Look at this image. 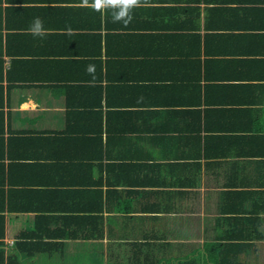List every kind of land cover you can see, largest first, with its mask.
I'll list each match as a JSON object with an SVG mask.
<instances>
[{
  "label": "crops",
  "instance_id": "0c3cea01",
  "mask_svg": "<svg viewBox=\"0 0 264 264\" xmlns=\"http://www.w3.org/2000/svg\"><path fill=\"white\" fill-rule=\"evenodd\" d=\"M0 264H264V0H0Z\"/></svg>",
  "mask_w": 264,
  "mask_h": 264
},
{
  "label": "clouds",
  "instance_id": "9594fccd",
  "mask_svg": "<svg viewBox=\"0 0 264 264\" xmlns=\"http://www.w3.org/2000/svg\"><path fill=\"white\" fill-rule=\"evenodd\" d=\"M106 2V0H92V3L94 5H102ZM84 3L85 4H88V0H84ZM127 3L130 4V5H138L140 3V0H127ZM123 15H117V16H114V19H117V20H120V19H123ZM28 31L33 34V35H39V36H42L44 34V29H43V25H42V21L37 17L32 25H30ZM87 71L89 73H93L94 72V67L93 66H89L87 68Z\"/></svg>",
  "mask_w": 264,
  "mask_h": 264
}]
</instances>
